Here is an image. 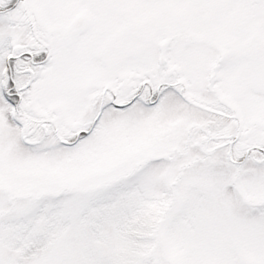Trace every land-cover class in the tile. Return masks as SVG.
<instances>
[{"label": "snow or ice", "instance_id": "1", "mask_svg": "<svg viewBox=\"0 0 264 264\" xmlns=\"http://www.w3.org/2000/svg\"><path fill=\"white\" fill-rule=\"evenodd\" d=\"M0 264H264V0H0Z\"/></svg>", "mask_w": 264, "mask_h": 264}]
</instances>
